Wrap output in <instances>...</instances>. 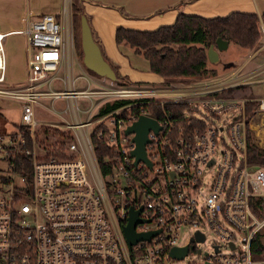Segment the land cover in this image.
Instances as JSON below:
<instances>
[{"label": "built area", "instance_id": "1", "mask_svg": "<svg viewBox=\"0 0 264 264\" xmlns=\"http://www.w3.org/2000/svg\"><path fill=\"white\" fill-rule=\"evenodd\" d=\"M23 21L20 28L0 32V96L15 97L21 105L15 131L0 134L9 172L0 175V264H264V250L253 248V238L264 229V166L246 160L243 99L215 93L223 85L217 82L181 99L186 107L161 109L155 116L131 106L164 94L171 85L164 90L141 83L76 89L68 82L64 89L46 90L43 84L73 55L69 23L48 11ZM12 32L24 35L28 71L23 83L14 85L6 82L3 48V37ZM81 95L92 96L82 120L76 103ZM47 96L66 97L72 121H38L34 103ZM116 98L127 101L98 113L105 101ZM191 99L202 104L203 116ZM95 106V136L108 147L105 174L93 153L91 129L83 131L93 124ZM232 108L236 113L225 127L226 143L223 126L213 118ZM141 113L160 124L146 133L150 165L142 159L134 163L133 131L124 130ZM38 125L56 135L61 127L68 138L61 146L43 145ZM212 166L215 172L206 177ZM134 210L140 218L134 231L153 232L129 243L124 225ZM208 231L218 240L201 250L196 242ZM185 245L182 257L170 251Z\"/></svg>", "mask_w": 264, "mask_h": 264}, {"label": "rangeland", "instance_id": "2", "mask_svg": "<svg viewBox=\"0 0 264 264\" xmlns=\"http://www.w3.org/2000/svg\"><path fill=\"white\" fill-rule=\"evenodd\" d=\"M63 0H0V10L3 14H6L9 16V18H12L13 16H16L18 13L19 15H25L28 13V11L36 6L42 8L45 10L47 5L50 4H58L63 3ZM63 7V6H62ZM39 8V9H40ZM40 9V10H42ZM32 12V11H31ZM62 13V11H61ZM31 18L36 17L33 15V13L30 15ZM66 20L69 24V28L72 35V26L73 21L71 19V15L69 13V16L62 18ZM22 26L21 23L17 25V27ZM79 32V28H78ZM3 48L4 53L6 55V82L9 84H19L23 83V80L26 78L27 75V55L25 53V46L26 41L24 38V35L19 32H12L11 34L5 35L3 37ZM264 41V32L262 36L259 38V40L256 42L255 45L249 47H243L240 44L236 43L233 40H230L228 42V45L223 49H218L219 55L218 58L213 60L208 66L211 68V70H215L217 72L216 74L219 75L220 78L226 77L229 75V78L224 80V84L220 87L222 88H231L233 86L231 95L229 97L233 96L238 99H243V103L241 108L242 114L245 115L247 120V127L251 131L252 139L255 143H257L260 147L264 148V108H262L261 103L264 101V44L261 45ZM259 49L257 52V55L255 56V61L249 62L245 64V67L241 69L239 72H234L233 74H229L230 70L239 66V64L244 63L247 59V56L251 54L254 50ZM73 55L76 56V59L79 62V65H81V68L77 66L74 57H71L70 66H69V73L68 77L73 79V87L76 89L81 88H97V87H103V86H113L114 85H120L114 81L110 80L107 77H103L101 81V84H96L92 81L89 76L91 75H99L92 72L90 69H88L82 62V53L80 50L77 49L76 43L74 44V37H73ZM72 55V56H73ZM257 74H253L254 72H259ZM211 71L207 73L205 76H211ZM100 76V75H99ZM227 78V77H226ZM98 79V78H96ZM192 79V78H190ZM189 79V80H190ZM180 78L174 79V81H171L168 84H162L160 82L157 83H147L150 86L157 87L160 90L166 89L165 85H171L175 88L171 89L168 88L165 90L164 94L155 95L154 98L157 99H188L190 96L193 98L195 95L189 94V96H186L185 93V87L187 85V81L183 78L181 80ZM193 80V79H192ZM99 81V82H100ZM67 82V70L65 68V64L59 65L56 75L49 81V83L43 84L42 87H44L46 90L53 88V89H64ZM228 82V83H227ZM220 83V82H218ZM134 84V83H131ZM131 84H125V85H131ZM146 84V83H141ZM250 84L253 87L252 93H248L246 89H244L243 85ZM161 87V88H159ZM175 91V92H174ZM172 92V93H169ZM226 96V95H225ZM227 97V96H226ZM257 97L260 99V104L251 105L250 109L248 111L244 108V103L249 98L257 99ZM91 97L81 95L76 97V103L81 108V111H79V117L80 119H84L87 116V113L83 109H86L91 103H90ZM192 105H196L198 107L197 114L200 116H203V107L202 104L198 101L195 102L193 99ZM35 104V118L38 121L41 122H65V121H72L73 118V112L71 104L69 103L68 99L66 97H54L51 96L39 98V103ZM21 105L19 103V99L17 98H10L6 96H0V134H2L4 137L7 136L12 131H15L17 124L20 121V115H21ZM98 106L91 108V115L90 119L93 120V124L87 125L83 128V131L89 133L91 127H94V123H96V119H94V113L96 112ZM236 113V109L232 108L228 112H221L218 116H215L214 122L216 125H222L223 129L220 131L221 135L225 137L226 143H229L228 135L225 130V127L228 123L232 121L233 114ZM44 128V127H43ZM41 125H38L36 127V134L37 138L43 143V145L50 146L46 144V142H50L53 145H63L65 143V140L68 138V136H64L62 134L63 129L61 127L57 128L58 135L55 134L53 129L49 127L48 130L43 129L41 130ZM52 145V147H53ZM46 152H39V156L46 155ZM220 154L217 152V157H219ZM263 165L264 164H260ZM216 166H212V168L205 174L206 177L210 176L213 172H215ZM8 172V165L7 160L4 155V150L0 149V175H7ZM206 237L204 240L196 242V247H199L202 249H210L211 244L214 240H218V236L216 233H213L211 231L206 232ZM261 241L264 244V229H262V232L260 234ZM185 237L183 238V240ZM197 251L193 250L191 251V255L195 256ZM254 257H258L259 253H254ZM181 261V260H180ZM176 262V261H174Z\"/></svg>", "mask_w": 264, "mask_h": 264}, {"label": "trees", "instance_id": "3", "mask_svg": "<svg viewBox=\"0 0 264 264\" xmlns=\"http://www.w3.org/2000/svg\"><path fill=\"white\" fill-rule=\"evenodd\" d=\"M70 3V15L73 21L72 36L74 37V44L76 43L77 49L82 53L80 14L83 13L86 19L88 18L81 0H71ZM175 17L172 23L162 24L154 29L141 30L117 25L114 32L117 43H124L132 46L134 51L143 54V56L148 59L149 68H151V70L165 77L162 84H168L176 78H180L181 80L184 78L189 81L190 78L203 77L210 71L212 72L211 75L216 74L215 70H211V68L207 66L206 47L208 43L213 42L217 36H221L226 39L227 42L233 40L243 47L255 45L261 36L259 27L260 18L255 12L233 10L229 11L226 15L205 17L196 13L189 14L179 11ZM261 17L264 20V10L261 12ZM91 33L93 36L92 29ZM93 37L95 39V36ZM103 55L112 69L115 70V80L118 84L141 83L131 81L127 79L126 76L121 75L104 53ZM232 89L233 87L227 89L222 88L215 91V93L229 96L231 95ZM126 101L127 99L119 98L112 101H105V103L100 106L98 113L108 112L116 106L126 103ZM255 104H260V99L249 98L245 101L244 108L248 111L250 106ZM187 105V101L184 100H165L160 102L157 98L148 97L145 98L141 105L131 106V109L138 110L142 107L145 111L157 116L161 109H181V107H186ZM96 129V127H93L90 132L93 153L97 160L98 169H100L102 174H105L108 169L103 161V156L107 153L108 147L104 141L95 136ZM244 132L247 162L249 164H264V148L253 141L251 131L247 127V120ZM25 133H27L26 127ZM20 157L23 158V162L27 166V158L22 155ZM259 199L262 198L260 197ZM253 248L258 251L264 250V244L260 239V234H256L253 238Z\"/></svg>", "mask_w": 264, "mask_h": 264}, {"label": "crops", "instance_id": "4", "mask_svg": "<svg viewBox=\"0 0 264 264\" xmlns=\"http://www.w3.org/2000/svg\"><path fill=\"white\" fill-rule=\"evenodd\" d=\"M71 0H63V3L50 4L43 10L36 6L28 11L25 15L13 16L9 18L8 15L3 14L0 10V32H9L17 27L19 23L23 26V19L33 13L37 16L45 11L52 12L57 18L62 19L69 16ZM84 6L85 13L89 19V23L93 32V36L98 41L102 52L107 59L115 66L116 69L127 77V79L134 82L148 83L153 82L159 84L164 81L165 77L157 74L149 68L148 59L143 54L133 50V47L124 43H117L115 40V28L117 25L124 27H133L136 29L146 30L154 29L162 24H170L175 20V16L179 11L189 14H199L205 17H212L213 15H226L229 11L237 10L241 12H255L259 15V27L261 36L264 32V20L261 17V12L264 10V0H81ZM63 6V7H62ZM42 10H40V9ZM32 11V12H31ZM62 11V13H61ZM11 34V33H8ZM6 34V35H8ZM260 36V37H261ZM264 44V41L261 45ZM228 45V43H227ZM216 48V46L214 45ZM217 49V48H216ZM259 49L254 50L247 56L244 63L230 70V75L234 72H239L245 67V64L255 61ZM218 55L219 51L217 49ZM74 60L79 67L76 56ZM71 60V59H70ZM70 60L65 58L60 65L65 64L67 70L66 85L72 83L68 77ZM211 62L207 59V66ZM83 70V69H82ZM57 72V71H56ZM217 73V72H216ZM259 72H254L257 74ZM56 75V74H55ZM102 75H91L89 78L96 84H101ZM227 77V78H226ZM220 78L218 74L197 77L193 80L187 81L185 93L192 94L195 90L203 88H214L217 82L224 84V80H229V75ZM98 78V79H96ZM183 80V79H182ZM100 81V82H99ZM181 81V80H180ZM228 83V82H227ZM65 85V86H66ZM233 87V86H232ZM252 93L253 87L248 85L242 86ZM171 88H175L172 86ZM229 88V87H228ZM227 89V88H224ZM257 98V97H255ZM263 108V107H262Z\"/></svg>", "mask_w": 264, "mask_h": 264}, {"label": "water", "instance_id": "5", "mask_svg": "<svg viewBox=\"0 0 264 264\" xmlns=\"http://www.w3.org/2000/svg\"><path fill=\"white\" fill-rule=\"evenodd\" d=\"M80 36H81V49H82V62L88 68L94 71L96 74L105 76L110 80L114 81L116 74L115 70L112 69L109 62L104 57L103 53L100 50V46L98 42L94 39L91 33V28L86 19L85 14H80ZM227 40L222 38L221 36H217L213 42H209L207 49V59L212 62L213 60L218 58L217 49H223L227 46ZM216 46V48L214 47ZM160 127V124L156 118L151 117L146 114H139L135 120L132 121L124 130L125 133H129L133 131V140L134 146L131 150L132 155H134V163L139 159L144 160L148 165H150L151 161L147 158L145 151V143L148 142V137L146 133L149 128H152L154 131ZM264 198V196H263ZM128 222L124 225V232L127 235L128 242L134 243L137 239L146 237L149 238L152 232H139L134 231V226L136 221L140 220L136 214V210L130 211V215L128 217ZM197 237L202 240L203 234L197 235ZM187 245L185 246H172L170 251L173 255L178 257H182L186 254Z\"/></svg>", "mask_w": 264, "mask_h": 264}, {"label": "bare ground", "instance_id": "6", "mask_svg": "<svg viewBox=\"0 0 264 264\" xmlns=\"http://www.w3.org/2000/svg\"><path fill=\"white\" fill-rule=\"evenodd\" d=\"M261 106L264 108V102H263V103H261Z\"/></svg>", "mask_w": 264, "mask_h": 264}]
</instances>
